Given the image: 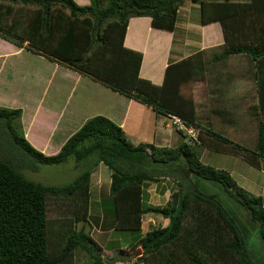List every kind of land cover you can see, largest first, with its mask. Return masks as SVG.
<instances>
[{"label":"trees","instance_id":"1","mask_svg":"<svg viewBox=\"0 0 264 264\" xmlns=\"http://www.w3.org/2000/svg\"><path fill=\"white\" fill-rule=\"evenodd\" d=\"M89 2L79 6L74 0H0V37L16 46L26 42L27 50L140 102L156 115L177 116L198 129L201 144L208 140L214 151L260 167L264 120L258 123L250 151L197 119L191 83L203 79L208 51L169 64L162 84L155 85L139 76L142 54L126 48L123 41L130 18L149 17L152 27L173 31L179 8L185 2L198 3L200 23L219 22L222 27L224 44L211 56V63H224L232 55L248 56L254 63L257 109L264 116V0ZM16 3L33 6L23 26L18 19L8 21ZM21 114V109L0 107V264H75L76 249L89 256V264H116L132 255L120 250L114 258L104 259L102 248L87 231L90 177L100 163L111 171L114 229L136 234L129 249L142 251L134 264H257L248 248L244 225L249 221L257 226L264 255L262 197L239 187L227 171L203 164L191 144L133 146L118 125L95 116L57 154L47 156L25 139ZM70 159L77 164L89 160L92 167L64 186L43 185L21 173ZM160 178L178 180V188L164 206L149 205L144 202L145 187ZM50 205L72 210L50 219ZM148 214L167 219L168 224L142 235V218Z\"/></svg>","mask_w":264,"mask_h":264},{"label":"crops","instance_id":"2","mask_svg":"<svg viewBox=\"0 0 264 264\" xmlns=\"http://www.w3.org/2000/svg\"><path fill=\"white\" fill-rule=\"evenodd\" d=\"M74 2L79 6H87L90 3L89 0H74ZM195 10L197 16L193 14ZM123 44L126 48L142 54L139 76L152 84L161 85L165 69L169 64L179 62L203 50H209L208 54L218 50L224 44V37L219 22L206 25L200 23L198 3L185 2L178 10L173 31L152 27L149 17L130 18ZM26 47V42L22 46H16L0 37V107L22 110L23 135L37 151L47 156L57 154L67 139L87 120L100 115L118 125L127 141L133 146L145 144L155 147H175L183 143L184 136L175 131L166 116L156 115L151 108L140 102L124 97L61 64L41 58L43 66L31 67L32 73L22 74L23 69L17 71L19 65L23 64L16 63V66L11 68L9 64H14L12 62L14 56L29 51ZM243 57L241 54L232 55L228 60ZM7 66L10 68L7 69ZM11 69L13 71L9 73ZM248 69L253 78L250 65ZM253 87L254 92L250 95L253 103L250 108L256 109L259 101L254 98L255 82ZM92 89L98 94L88 93ZM199 104L196 101V105ZM196 114L198 117V107ZM229 174L239 187L262 197L264 204V184L259 183L253 175L250 177V174L233 175L230 172ZM92 177H95L96 186L98 184L100 186L94 187L96 196L105 197L101 199L100 204H102V201L111 200L109 192L111 171L100 163L95 167V172L93 170L91 173L87 231L102 248L103 254L107 255L106 259L114 258L117 251L129 250L135 237L129 238L123 245H111L112 238L117 232L114 229V212L113 209L103 208L98 212L92 210ZM103 185L109 187L102 188ZM165 201L167 200L156 205L162 207L166 204ZM147 202L150 204L149 197ZM130 261L120 260L116 264Z\"/></svg>","mask_w":264,"mask_h":264},{"label":"rangeland","instance_id":"3","mask_svg":"<svg viewBox=\"0 0 264 264\" xmlns=\"http://www.w3.org/2000/svg\"><path fill=\"white\" fill-rule=\"evenodd\" d=\"M231 1L246 2L248 0ZM5 3L7 5H10V3L8 2ZM13 6L16 12L10 16L8 21L11 22L13 19H18L19 21H21L20 26L25 25V23L31 17L33 6L23 5L21 3H16ZM19 9H21L22 12L18 11ZM193 14L197 16V11L195 10ZM220 51L221 47L218 50L209 52V54L207 53L204 55V60L207 65L204 74L206 76L205 78H203L205 81L198 80L191 83L190 91L193 92V96H195V105L196 101L198 102V104L200 103L198 106L196 105V108L198 107L199 110L197 119L200 124H208L213 131L220 133L222 136L226 135L227 138L233 143H238L242 147L252 151L256 142L258 123L259 121L264 120V116H261V114L259 113L257 116H255V112L253 110L254 108H250L251 104L253 103L252 100H250V95L254 92V82L251 81L254 80H252L253 78H251L248 68L250 65V70L254 72V63L248 56L243 55V58H232L230 60L227 59L224 63L213 65L211 63V56L213 54L219 53ZM41 58L44 59L46 57L43 54L28 51L14 56L12 62L15 65L11 63L9 64V66L11 68H14L16 66V63L23 64L19 65L17 71L23 69V73L21 72L22 74H25V72L32 73V68H40L41 66H43V60ZM10 67L7 66V69H9ZM12 71L13 69L9 70V73H11ZM83 82L87 81L83 80ZM87 89L88 88H86V90ZM89 92L92 95L98 94L95 89L88 91V93ZM254 98L258 99V91L256 88ZM218 110L222 111H220L219 113ZM256 110L258 112L257 108ZM19 124L22 129L21 118ZM182 141L190 145L188 137H182ZM207 141L205 142V144H201L200 141L198 143L192 144L193 150L203 164L210 165L216 169H223L233 175L250 174V177H252L253 175L259 183L264 184V161L260 160V167L256 168L247 163L240 156L229 154L227 152L214 151L207 146ZM90 167H92V162L89 160L77 164L72 159H70L66 163L60 165L40 166V168L34 172L27 169H21V173L28 180L47 186L59 187L73 182V180L77 176L84 172L85 169H88ZM93 170L95 172V167H93ZM92 180V210L96 212H98L100 208L112 210V200L102 201V204H100L101 199H105V197L98 198L96 196L94 187L99 188L100 186L99 184L98 186H96L97 184H95V177H92ZM177 181L178 180L172 178H160L158 182L149 183L145 187L144 196H146V198H144V202L146 203V200L148 201L149 197V205L157 206V203H163L164 200H167L165 201V203H167L171 197V194L178 188L176 184ZM194 184L195 181L193 180L192 185ZM104 187L109 186L103 185L102 188ZM69 208L70 207L66 206L61 208L59 206L57 207L55 205H50L47 216L50 219H56L59 218L62 213L63 215H70L72 208ZM167 224L168 220H165L160 216L152 214L145 215L142 218L143 235L152 228L165 227ZM244 226L246 228V236L248 238V248L252 254V257L257 262V264H263L264 255L257 226L252 224L251 221H249V223ZM135 236L136 234L131 232L117 231L112 238L111 245H123L129 238ZM137 249H140V247H137L136 250L134 249L133 251H131L130 249L126 250L127 253L133 254L131 256L127 255L122 257L123 261L131 260L129 263L124 262L123 264H134L136 262V258L140 257L142 254L141 251V254L134 257V252H136ZM118 252L119 251H117V253ZM102 256H104L105 259L107 258V255L103 254V252ZM89 263V256L79 249H76L75 264Z\"/></svg>","mask_w":264,"mask_h":264},{"label":"built area","instance_id":"4","mask_svg":"<svg viewBox=\"0 0 264 264\" xmlns=\"http://www.w3.org/2000/svg\"><path fill=\"white\" fill-rule=\"evenodd\" d=\"M166 117L168 118L170 125L175 129V131L188 137V141L191 145L199 142L198 140L199 131L197 128L191 125H187L181 118L177 116L168 115ZM138 264H143V263H138Z\"/></svg>","mask_w":264,"mask_h":264},{"label":"water","instance_id":"5","mask_svg":"<svg viewBox=\"0 0 264 264\" xmlns=\"http://www.w3.org/2000/svg\"><path fill=\"white\" fill-rule=\"evenodd\" d=\"M140 252H141V250L140 249H137V251L134 252V256H138L139 254H141Z\"/></svg>","mask_w":264,"mask_h":264}]
</instances>
